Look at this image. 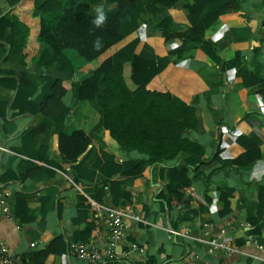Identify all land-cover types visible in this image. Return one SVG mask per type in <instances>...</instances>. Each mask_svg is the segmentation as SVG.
I'll return each instance as SVG.
<instances>
[{
  "label": "crops",
  "instance_id": "crops-1",
  "mask_svg": "<svg viewBox=\"0 0 264 264\" xmlns=\"http://www.w3.org/2000/svg\"><path fill=\"white\" fill-rule=\"evenodd\" d=\"M239 1V10L221 14L207 29L224 61L239 55L236 66L220 72L219 65L204 53L202 42H188L180 59L149 85L171 91L193 105L197 121L194 137L204 147L203 161L213 160L189 181L184 197L179 202L173 200L169 212L156 197L166 182L161 175L166 168L146 165L139 177L122 175L116 166L139 155L119 146L102 126L98 103L79 100L77 90L84 76L136 36L139 42L134 52L146 59L166 56L177 48L176 39L165 38L154 26L167 18L168 33L186 31L190 22L185 6L193 0H178L169 7L159 6L154 14L143 13L135 34L90 62L67 52L75 64L73 72L64 71L56 62L40 63L53 49L34 35H17L6 54L0 51V185L10 192L15 217L13 221L0 217V239L10 252L21 256L20 264H33L28 255L60 236L63 241L54 245L59 251L51 253L44 264H138L151 255L159 264H187L188 257L194 259L193 264H264V0ZM97 7L89 8L94 16ZM101 7L106 18L116 12L114 4ZM213 7L206 6L201 18ZM7 8V0H0V17L10 18ZM10 32L8 28L6 36ZM240 68L256 74L261 82L253 84L252 76H246L252 84H244L237 73ZM189 70L194 75L185 78ZM9 73L27 76L36 104L56 80L71 81L72 89L62 97L68 114L64 116L61 109L49 115L30 114L25 110L27 101L16 98ZM77 130L91 142L75 163L66 162L59 156L58 134L71 135ZM216 152L221 161L212 159ZM236 158L238 164L223 165ZM79 163L92 177L78 176ZM121 179L126 196L115 201L110 182ZM222 191L228 195L230 208L223 214ZM18 204L23 218L17 215ZM109 210L123 214L119 257L89 263L71 255L69 243L74 240L105 246ZM221 230L235 250L212 255L207 240ZM249 234L252 243L246 242Z\"/></svg>",
  "mask_w": 264,
  "mask_h": 264
},
{
  "label": "trees",
  "instance_id": "trees-1",
  "mask_svg": "<svg viewBox=\"0 0 264 264\" xmlns=\"http://www.w3.org/2000/svg\"><path fill=\"white\" fill-rule=\"evenodd\" d=\"M7 14L0 17V51L6 54L14 45L13 38L17 35L37 36L53 49V54H44L40 63L56 62L66 72H73L75 64L67 55L72 51L77 58L90 62L118 44L122 39L138 30V19L144 14H154L159 6L169 7L178 0H7ZM114 4L116 12L105 19L100 27H95V18L89 12L91 5L102 6ZM214 7L201 18L206 6ZM188 11L190 27L183 32L168 33L170 22L162 19L154 27L165 38L176 39L178 47L170 50L166 56H156L146 59L134 52L139 38L136 36L129 43L120 47L112 56L105 59L95 70L84 76L78 87L77 96L81 101L98 103L101 112L102 126L108 130L120 147L135 151L139 157L117 165V170L126 177H139L146 165L166 168L161 175L165 184L156 195L159 201L167 207L172 202H179L185 195L184 189L189 181L196 177L200 168L210 162L203 161L204 147L194 137L197 126L194 107L171 91H159L150 87L151 81L160 75L170 63L177 62L188 42H202L206 56L219 65L220 72L236 66L239 55L231 61H224L215 49V43L207 35L208 27L221 15L240 9L239 0H193V4L185 6ZM11 32L6 36L5 31ZM99 38L101 46L94 47V41ZM4 59V55H3ZM193 77L194 73L188 71ZM237 73L242 75L244 84H252L246 76H252L253 84L261 82L256 74L240 68ZM8 77L11 73L6 74ZM246 79V81H245ZM16 98L26 100L30 114L40 112L49 115L52 111L61 109L67 115L69 108L62 101L64 94L72 89L69 80H56L51 88L44 93L39 104L32 100L33 84L25 74L12 76ZM0 82L3 83L2 80ZM22 96V97H21ZM91 140L81 130L71 135L58 134V150L62 160L75 163L82 155ZM180 154L186 157L179 158ZM106 156V154H104ZM111 159L110 156H106ZM109 157V158H108ZM212 159H218L216 152ZM240 159L224 161L239 163ZM77 164L78 176L92 177L90 172ZM110 190L114 200L126 196L125 182L113 180ZM220 197L224 203L223 213L230 211L228 195L222 191ZM19 200V197H18ZM17 215L21 216L20 206ZM259 216V215H258ZM261 217V215L259 216ZM23 218V217H22ZM259 219V218H258ZM257 220L254 219L255 222ZM63 238H56L47 247L31 252L28 260L33 264H44L45 259L56 251L54 245L61 243ZM75 241V240H74ZM138 264H159L151 255Z\"/></svg>",
  "mask_w": 264,
  "mask_h": 264
},
{
  "label": "built area",
  "instance_id": "built-area-1",
  "mask_svg": "<svg viewBox=\"0 0 264 264\" xmlns=\"http://www.w3.org/2000/svg\"><path fill=\"white\" fill-rule=\"evenodd\" d=\"M10 192L7 187L0 185V217L3 216L9 220H15L11 211ZM96 205V204H93ZM96 207H98L96 205ZM107 225L109 229L108 240L105 246L95 245L92 242L72 241L69 243V253L79 260L89 263H99L104 261L114 260L119 257L118 247L124 237V222L123 214L120 211L109 210L107 216ZM249 225V224H247ZM252 238L249 234L247 243H252ZM256 243V240H254ZM208 253L216 254L218 252L226 253L234 251V246L229 243V237L225 231L221 230L212 239L207 240ZM261 245H258L260 247ZM21 256L10 252L6 243L0 239V264H20ZM194 259L188 257L185 261L187 264H193Z\"/></svg>",
  "mask_w": 264,
  "mask_h": 264
},
{
  "label": "clouds",
  "instance_id": "clouds-1",
  "mask_svg": "<svg viewBox=\"0 0 264 264\" xmlns=\"http://www.w3.org/2000/svg\"><path fill=\"white\" fill-rule=\"evenodd\" d=\"M95 12H96V16H95V18L92 20V23H93V25H94L95 27L98 28V27H100V26L104 23L106 17H105V13H104L103 7H101V6H98V7L95 9ZM100 46H101V41H100L99 38H97V39L94 41V47L99 48Z\"/></svg>",
  "mask_w": 264,
  "mask_h": 264
},
{
  "label": "rangeland",
  "instance_id": "rangeland-1",
  "mask_svg": "<svg viewBox=\"0 0 264 264\" xmlns=\"http://www.w3.org/2000/svg\"><path fill=\"white\" fill-rule=\"evenodd\" d=\"M80 59V58H79Z\"/></svg>",
  "mask_w": 264,
  "mask_h": 264
}]
</instances>
